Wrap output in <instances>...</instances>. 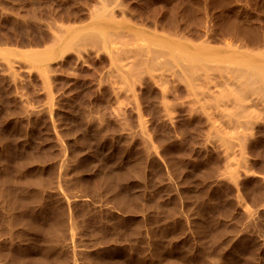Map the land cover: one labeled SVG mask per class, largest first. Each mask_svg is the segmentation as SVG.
Returning <instances> with one entry per match:
<instances>
[{
	"label": "rangeland",
	"instance_id": "rangeland-1",
	"mask_svg": "<svg viewBox=\"0 0 264 264\" xmlns=\"http://www.w3.org/2000/svg\"><path fill=\"white\" fill-rule=\"evenodd\" d=\"M0 264H264V0H0Z\"/></svg>",
	"mask_w": 264,
	"mask_h": 264
}]
</instances>
